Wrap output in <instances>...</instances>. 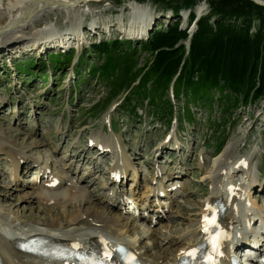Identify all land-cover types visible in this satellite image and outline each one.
I'll return each instance as SVG.
<instances>
[{"label":"rangeland","instance_id":"rangeland-1","mask_svg":"<svg viewBox=\"0 0 264 264\" xmlns=\"http://www.w3.org/2000/svg\"><path fill=\"white\" fill-rule=\"evenodd\" d=\"M128 1L147 4L154 13L145 37L135 39L116 30L107 32L102 29L104 24H113L118 19L126 21L128 8L125 4ZM79 3L75 8L41 17L35 27H42V20H46L50 26L64 28L69 20L78 16L82 26L85 24L84 34L71 36L66 49L52 43L40 53L11 58L9 55L14 52L0 53V215L9 218L17 215L19 221L15 224L21 229L34 224L36 218H55L63 224L64 228L60 230L68 232L66 218L56 216V212L67 208L68 204L61 199L56 203L50 200L62 196L72 187L80 189L82 195H93L91 203H81L83 209L97 205V210L105 211L107 216H124L142 227L147 225L148 216L152 215L157 221L156 213L164 210L169 220L164 217L159 223L145 228L158 230L164 225L165 228L156 232L157 242L161 246L168 244L169 248L173 246V239H185L197 227L199 213L205 209L204 203L212 191L214 183L210 175L214 172L217 157L229 145L236 160L251 154L249 172L243 174L242 179L255 178L256 183L249 187V197L255 199L254 205L263 211V218L255 220L253 229L256 226L257 230L249 232L253 236L257 235L256 231L261 232L264 237V100L239 107L231 114V122H225L224 129L220 125L217 131L207 127L208 121L221 119L216 103L212 104L211 112L189 104L195 117L189 122L182 120L181 126H177L179 122L174 119L167 126L163 120L151 117L149 110L146 107L141 109V106L137 111L139 118L130 117L121 105L126 91L113 90L104 81L87 75L92 64L101 62L91 51L90 44L102 39L130 40L132 47L136 48L137 66H141L149 58V53L137 48L138 43L155 28L174 20L172 8L162 0H90ZM201 4L203 15L209 7L206 0H199L196 6ZM183 10L178 13L181 20L185 16ZM91 19L100 25L99 28L89 27ZM71 49L74 50L73 60L67 66L63 64L62 68L56 69L51 65V55L54 59L63 57L62 53L68 55ZM138 101L146 104V99ZM92 137L107 138L113 142V150H102ZM5 146L25 152L21 172L13 173L14 163L1 149ZM115 154L121 156L122 162L129 167L127 174L122 173L117 179L111 172L117 163ZM39 165L61 174V185L50 192L52 198L47 202L33 199L49 181L48 172L39 173ZM171 183L166 197L156 192L149 194L156 190L160 193V188ZM114 191L124 193L125 200L112 203ZM25 192L31 195L29 203L18 198ZM159 202L164 206L155 211L153 206ZM44 207L46 211L42 210ZM134 213L139 214L137 217L142 214V219L133 218L131 214ZM244 237L248 238L246 234ZM138 238L141 241L139 246L144 243L151 246L152 242L145 236L138 234Z\"/></svg>","mask_w":264,"mask_h":264},{"label":"bare ground","instance_id":"bare-ground-1","mask_svg":"<svg viewBox=\"0 0 264 264\" xmlns=\"http://www.w3.org/2000/svg\"><path fill=\"white\" fill-rule=\"evenodd\" d=\"M87 1L90 0H0V53L12 54L14 52L15 54L9 55V58L13 56L18 57L25 53H40L48 44L52 43L66 49L70 45L68 43L71 36L84 34L82 30L85 24L82 26V20L79 19L78 16H75V18L69 20L68 25L64 28L50 26L48 21L42 20L44 25L35 29L38 20L41 17H47L51 12L69 8L72 9L80 5L79 2ZM125 7L128 8L126 21L118 19L117 22L113 24H104L102 29L107 32L116 30L135 39L145 37L150 21L154 15V13L151 12L152 9H150L149 5L141 4L136 1L126 2ZM197 8L204 9L203 4L197 6ZM183 13V15H185L186 10H183ZM183 19L187 22L188 15L183 16ZM96 25V21L91 19L89 27L94 29L99 28L100 25ZM92 138V141L95 142L97 146L110 149L111 151L113 150V142L107 138ZM1 149L5 150V155H9L14 163L13 173L21 172L22 165L26 158L25 152L11 146H5ZM115 156L117 163L112 166L111 171L113 172V177L117 179L114 174L121 175L123 173L125 176L129 171V167L122 162L121 156L118 154H115ZM217 158L218 161H215L216 165L214 166V172L210 175L214 183L212 191L208 197L209 200L207 199L204 203L207 209L205 208L203 211H200L198 225L190 234L188 231L187 236L188 234L189 236L185 239H173V246L169 248L168 244L161 246L160 243L157 242L156 232L165 228L164 225H160L158 230L156 228H149L152 232L145 228L159 223L164 217L167 218L165 220H169L164 210L162 213H156L157 221L152 219V215L148 216L145 220L147 225L142 227L135 224L132 220L128 221L124 216H107L105 211L97 210V205H95V207H86L83 209L81 203H91V197L93 195L91 193L82 195L80 189L70 187L62 196H54L52 198L50 192L57 190L62 181L61 174L53 172L51 168L50 172L47 174L51 179L40 188L38 193L33 196V199L35 201L47 202L52 198L50 200L52 203H56L61 199L65 201L66 204L70 205V207L67 205V208L63 207L56 212V216L66 218L65 226L68 232L60 230L63 224L55 218H36L34 224L21 229L15 224L16 221H19L17 215H13L11 218L7 215H0V264H75L77 262V260L74 261L73 257H71V260L63 259V256L66 254H59L60 258H46L41 257L42 255L26 253L15 246L17 241L34 234H42L52 241L66 242L81 246L80 248L91 247L88 250L97 249L101 256H106L113 261H115L113 257L114 249L117 245L122 244L125 245L126 250L129 252L128 257L137 260L140 264H173L179 259V256L183 252L199 243L208 231L209 224L205 222V219L208 218L211 204L215 200L219 202L220 211L223 214L221 217L215 219L214 231H217L216 226H219L218 229L223 227V230L218 231L217 239L209 247L208 252L214 257H211L213 261L210 263L231 264L229 262L230 258L245 253L247 258L241 259V264H247L249 262L261 264L259 259L264 257V237L260 243H257L255 240L250 241L247 237L243 238V235L248 231L246 236L253 239L252 233L249 232L254 231L252 229L253 227L251 228L250 224L245 227L247 220H251L252 222L254 219L260 220L263 218V211L254 205L255 199H250L249 197V187L253 186V183H256L255 178L250 176L248 179H246L247 177L242 179V175L248 174L249 172L251 154L248 153L247 157H240L241 159L238 158L236 160L233 148L228 145ZM34 161L37 162V159ZM46 162L47 160L45 163ZM39 171L43 174L48 172L49 169L43 165H39ZM233 173H239L240 176L237 177V175L234 174L236 176L234 180ZM54 185L57 186L54 187ZM172 185L173 183L160 188V193L159 190H156L149 194L156 192L157 195L167 196V190L171 189ZM33 193L34 191L30 194ZM30 194L25 192L20 194L18 198L29 203L31 201ZM120 199H125V194L120 191H114L112 203L116 204V201H120ZM121 201L123 202L124 200ZM162 202L154 205L153 209L158 211L159 207L164 206ZM76 203L78 205L74 207ZM42 210L46 211L45 207ZM118 210L120 209L118 208ZM121 213L123 212L121 211ZM138 215V213L131 214L135 219H142L143 215L141 214L137 217ZM20 223H22V221ZM24 225H27V223ZM8 226H10L9 229H7ZM243 226L246 229H244ZM254 229L257 230L256 226ZM203 231H205V233ZM138 234L148 238L149 242H152L151 246L145 243L139 246L138 242L140 243L141 241L138 240L140 239L138 238ZM233 239L236 241L231 243ZM204 242L209 244V239L206 238ZM242 243L247 245L239 248ZM152 249L155 251L149 252ZM131 253H133L132 256H130ZM203 258H200L198 262L202 261ZM226 259H228L227 263Z\"/></svg>","mask_w":264,"mask_h":264},{"label":"trees","instance_id":"trees-1","mask_svg":"<svg viewBox=\"0 0 264 264\" xmlns=\"http://www.w3.org/2000/svg\"><path fill=\"white\" fill-rule=\"evenodd\" d=\"M162 1L175 18L138 43L137 48L149 53L141 66L130 40L102 39L90 44L101 62L92 64L87 75L126 91L121 105L135 119L141 106L151 117L167 125L175 118L181 126L182 120L195 117L189 104L211 112L216 103L221 119L208 121L207 127L224 129L239 107L264 100V6L251 0H206L209 10L197 20L187 48V29L199 0ZM182 9L189 10L185 28L178 15ZM73 53L71 49L56 59L51 55L50 63L56 69L67 66ZM144 99L145 105L138 101Z\"/></svg>","mask_w":264,"mask_h":264},{"label":"water","instance_id":"water-1","mask_svg":"<svg viewBox=\"0 0 264 264\" xmlns=\"http://www.w3.org/2000/svg\"><path fill=\"white\" fill-rule=\"evenodd\" d=\"M251 1H253L254 3H256V4H258V5H262V6H264V0H251ZM195 10H194V12H195V18H194V20H193V22H192V24L189 26V28H188V33H189V36H188V39H187V42H186V47L188 48V46H189V38L191 37V35H192V33L195 31V29H196V22H197V20L200 18V16L202 15V8H200V9H198L197 8V6H196V8H194ZM189 13V10L188 11H186V16H187V14ZM185 19H186V17H185ZM185 19H183L182 18V22L183 23H181V25H180V27L181 28H184L185 26H186V21H185ZM149 37V36H148ZM148 37H146V39L148 38Z\"/></svg>","mask_w":264,"mask_h":264}]
</instances>
